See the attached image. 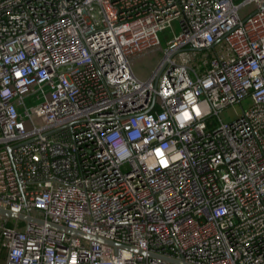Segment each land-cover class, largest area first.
Wrapping results in <instances>:
<instances>
[{"label":"built area","instance_id":"built-area-1","mask_svg":"<svg viewBox=\"0 0 264 264\" xmlns=\"http://www.w3.org/2000/svg\"><path fill=\"white\" fill-rule=\"evenodd\" d=\"M0 208V264H264V0H0Z\"/></svg>","mask_w":264,"mask_h":264},{"label":"rangeland","instance_id":"rangeland-1","mask_svg":"<svg viewBox=\"0 0 264 264\" xmlns=\"http://www.w3.org/2000/svg\"><path fill=\"white\" fill-rule=\"evenodd\" d=\"M171 29H173L174 32L178 31V28L176 27V23H174L173 28H167V29L159 32V39H160V43H161L162 48L166 47L167 40L172 37V30ZM162 55H163V51L161 50L160 52L157 53V55L153 56L149 60L143 61V62L139 63L138 65H135V67H134L135 72H137V74L140 75L141 79H146L151 74V72L153 71V69L157 63V61L159 60V58H161ZM197 60L199 61V59H197ZM37 95H39L40 97H37ZM41 101H42V96H41L40 92H37L33 95H27L25 97V103L29 107L36 105V104L40 103ZM241 105H242L243 109H247L251 105V99L249 97L243 99L241 102ZM236 107H237V110L239 111V113H241L240 106L236 105ZM224 116H227V112H224ZM18 222L22 223L23 220H19Z\"/></svg>","mask_w":264,"mask_h":264},{"label":"water","instance_id":"water-1","mask_svg":"<svg viewBox=\"0 0 264 264\" xmlns=\"http://www.w3.org/2000/svg\"><path fill=\"white\" fill-rule=\"evenodd\" d=\"M0 213H4L5 215H8V216H17V217L25 219L27 221H36V222H40V223L43 222L42 219L34 217L30 213H15V212H11L9 210L2 209V208H0ZM46 224L49 227H53V228L60 229V230H66L69 233H73V234H77V235H80V236H84V237H86L88 239L100 240V241H102L104 243L112 244L113 246L117 245V242H115V241H112V240H109V239H105L103 237H99V236H96V235H92V234L86 233V232L81 231V230L73 229V228H70V227H65L63 225L55 224V223L50 222V221H47ZM134 249L136 251H141V252L143 251V250L138 249V248H134ZM168 259H170L172 261H176V262H182L184 264H189V263H185V261L177 260V259H174V258H168Z\"/></svg>","mask_w":264,"mask_h":264},{"label":"bare ground","instance_id":"bare-ground-1","mask_svg":"<svg viewBox=\"0 0 264 264\" xmlns=\"http://www.w3.org/2000/svg\"><path fill=\"white\" fill-rule=\"evenodd\" d=\"M140 77V75H138Z\"/></svg>","mask_w":264,"mask_h":264}]
</instances>
